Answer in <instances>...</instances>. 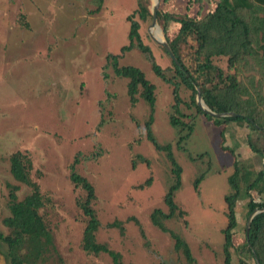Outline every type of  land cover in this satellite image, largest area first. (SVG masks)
<instances>
[{"label":"rangeland","instance_id":"1","mask_svg":"<svg viewBox=\"0 0 264 264\" xmlns=\"http://www.w3.org/2000/svg\"><path fill=\"white\" fill-rule=\"evenodd\" d=\"M136 2L103 0L96 13L93 0H0V233L8 234L2 220L7 216L10 187L17 184L10 175L9 158L20 151L31 162L32 181L57 205L54 210L50 204L43 210L55 224L54 243L61 261L54 255L47 264H61L62 260L64 264H92L77 251L79 232L70 220L73 184L69 176L76 157L75 173L86 178L97 194L94 209L102 241L109 242L108 236L113 234L104 227L116 222L123 223L126 234L141 244L134 222L138 219L146 229L142 228L145 240L163 253L167 248L161 245L167 239L152 227L149 216L162 207L171 184L167 155L171 153L182 167L177 202L188 211L189 224L178 229L179 223L174 222L168 227L182 233L197 264H223L219 255L226 223L224 197L230 191L227 178L234 161L230 152L239 160L251 158L256 171L262 169L264 156L261 159L251 153L246 143L251 134L246 124L231 123L223 130L195 114L193 132L178 144L179 134L168 122L171 89L133 50L117 59V67H137L156 86L153 124L146 130L148 106L140 98L130 102L127 79L115 75L108 61L109 55L119 56L128 43L126 20L135 11ZM184 3L188 0H175L176 6H182L178 11L184 10ZM187 6L192 15L198 8L197 3ZM21 17L29 29L19 26ZM150 23L141 30L142 42L163 67L164 53L149 36ZM172 32L174 29L169 34ZM161 38L165 39L162 30ZM182 97L188 100L185 93ZM200 155L206 158H190ZM202 175L197 190L195 182ZM150 177L152 183L143 190L134 188ZM28 192L19 190L18 199ZM246 202L239 201L236 207L234 247L245 239ZM234 247L230 249L232 264H241L243 259ZM21 250H13L12 255L25 264V251ZM5 253L0 243V264H9ZM149 255L157 257L150 251ZM248 261L253 264L252 259Z\"/></svg>","mask_w":264,"mask_h":264},{"label":"trees","instance_id":"2","mask_svg":"<svg viewBox=\"0 0 264 264\" xmlns=\"http://www.w3.org/2000/svg\"><path fill=\"white\" fill-rule=\"evenodd\" d=\"M184 1V0H182ZM208 5H205V3ZM95 12L102 9L103 0H93ZM198 5L192 15L187 4ZM150 0H137L135 11L127 18L128 43L123 46L119 56L109 55L114 73L127 79V95L132 104L138 98L146 103L149 109V120L146 130L153 124L156 105V86L145 74L134 66L117 67V59L125 53L137 50L155 77L170 87L173 97L172 114L168 116L170 126L178 134V144L189 137L195 125V114L203 116L215 125L224 127L235 123L247 125L249 133L246 143L251 153L259 158L264 156V0H188L182 6H176L175 0H160L156 13V23L161 28L174 57V62L164 46L157 45L164 53V66L154 60L151 48L142 42L141 30L146 29L152 20ZM170 6V7H169ZM29 29L27 21L21 17V24ZM144 27V28H143ZM170 29L174 32L169 34ZM145 37L149 40L147 34ZM108 64V65H109ZM250 74V75H247ZM197 91L206 106L214 113H233L237 116L212 117L198 107ZM185 93L188 100L182 97ZM195 113H192V112ZM109 116V115H108ZM104 120V119H103ZM104 123V121H102ZM150 132L148 131V134ZM184 135V136H183ZM227 151L226 148H223ZM228 152V151H227ZM233 155L232 173L227 178L229 193L225 195L224 212L226 223L223 229L220 255L223 264H232L230 249L234 247L233 231L237 227L236 207L239 201L247 200V216L256 208H264V170L256 171L251 158L239 160ZM171 167V184L163 195L161 208L154 209L149 221L152 227L167 239L164 252L156 249L153 243L145 240L139 220L137 238H130L123 228V223H112L104 229L113 234L108 236L109 242L102 241L99 234V218L94 209L97 203L96 191L92 184L81 175L75 173L78 162L76 157L71 163L70 182L73 184L72 228L79 232L77 251L89 258L92 264H155L157 259H164L157 264H171L174 261L183 264H197L190 245L183 239L182 233L168 226L174 222L179 228L189 224L188 211L177 202V193L182 186V167L173 155L167 153ZM204 155L190 157L203 158ZM206 158V157H204ZM9 171L16 186L10 187L6 204L7 216L2 220L8 234L0 233V243L5 248V258L9 264H23L21 257H14L12 251H22L26 258L25 264H47L54 255L61 261L55 245L56 228L48 219L46 205L54 210L55 200L41 193L40 185L31 179V162L26 154L18 151L9 158ZM203 175L195 182L200 183ZM150 177L134 188L143 190L152 183ZM29 192L20 198L19 190ZM198 190V189H197ZM255 191V195L252 192ZM53 206V207H52ZM77 224V225H76ZM57 226V225H56ZM145 229V228H143ZM146 230V229H145ZM81 231V232H80ZM141 234H140V233ZM105 233V230L104 232ZM245 239L234 248L243 259L241 264H264V212L256 215ZM124 235L127 240L122 243ZM116 239V242H113ZM130 240H136L131 242ZM170 243V245L168 243ZM170 248V249H169ZM149 251L157 257L152 258ZM51 257V258H50ZM246 257V258H245ZM55 260V261H56ZM64 261L62 260V263Z\"/></svg>","mask_w":264,"mask_h":264},{"label":"water","instance_id":"3","mask_svg":"<svg viewBox=\"0 0 264 264\" xmlns=\"http://www.w3.org/2000/svg\"><path fill=\"white\" fill-rule=\"evenodd\" d=\"M153 4H152V8H151V13H152V20H151V23L150 25L148 26V33H149V36L150 38L153 40V42H155L156 44L158 45H162L164 46L165 50L167 51L168 55L170 56V58L174 61H175V57L170 49V47L168 46V43L166 42L165 39H162V38H155L151 32V28H157L160 32V28L159 26L157 25L156 23V13H157V9L159 7V4H160V0H152ZM196 102H197V105L198 107L203 111V113L209 115V116H212V117H230V116H237L236 114H233V113H214L212 112L207 106L206 104L204 103V101L202 100L201 96H200V92L197 91V94H196ZM262 167H263V170H264V158H263V163H262ZM261 212H264V208H256L254 209L249 215H248V218H247V222H246V233H248L249 231V228H250V224L253 220V218L258 215L259 213ZM256 264H258V262H256Z\"/></svg>","mask_w":264,"mask_h":264},{"label":"bare ground","instance_id":"4","mask_svg":"<svg viewBox=\"0 0 264 264\" xmlns=\"http://www.w3.org/2000/svg\"><path fill=\"white\" fill-rule=\"evenodd\" d=\"M151 32L155 38H161V32L157 28H151Z\"/></svg>","mask_w":264,"mask_h":264}]
</instances>
